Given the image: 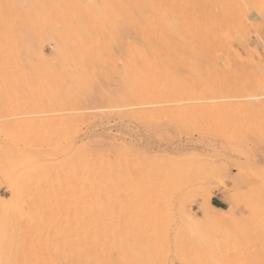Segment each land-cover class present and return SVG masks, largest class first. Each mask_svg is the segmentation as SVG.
Returning <instances> with one entry per match:
<instances>
[{
  "label": "rangeland",
  "instance_id": "obj_1",
  "mask_svg": "<svg viewBox=\"0 0 264 264\" xmlns=\"http://www.w3.org/2000/svg\"><path fill=\"white\" fill-rule=\"evenodd\" d=\"M132 1L123 25L120 0H0V264L69 263L60 245L84 227L87 150L175 176L172 213L157 218L171 232L182 204L215 245H264V0H178L194 37L163 40L149 0ZM121 73L138 82L125 107ZM123 187L104 198L106 230L132 213ZM214 195L231 223L203 222Z\"/></svg>",
  "mask_w": 264,
  "mask_h": 264
},
{
  "label": "bare ground",
  "instance_id": "obj_2",
  "mask_svg": "<svg viewBox=\"0 0 264 264\" xmlns=\"http://www.w3.org/2000/svg\"><path fill=\"white\" fill-rule=\"evenodd\" d=\"M120 1L122 5V24L133 23L135 18L132 12L136 9L134 1H132L131 6L129 0ZM180 3L181 1L178 0H149L148 7L153 13L151 21H149L152 39L163 40L165 36H173L179 39L194 37V30L191 33L192 29L189 31L186 27L185 13ZM206 14H210V12ZM123 29L125 33V26ZM119 83L118 99L125 107L124 104L127 99L132 97L131 88L135 87L138 82L133 75L129 76L126 73H121L119 75ZM141 112L149 113V108L143 109ZM35 140L36 138L33 139L34 145ZM37 154V150L32 151V155L29 157L30 162L33 160L37 161L35 159ZM83 156L85 158L80 155V159H84L82 160L84 161L85 169L87 215L84 227L74 230L71 235L73 238L70 245H60L63 254L69 258V263L67 264H173L171 263L173 259L171 257L170 259L168 258L171 250L178 264H260L261 260L264 259V245H215L213 239L204 233L205 231H203L204 229L200 222L195 220L189 210L185 209L182 204L179 210L182 213V218H180L181 222L185 224V228H176L171 232L167 225L158 221L157 218L161 215L167 216L172 213L167 187L175 179V176L164 174L160 175L162 177L155 178L152 175L151 168H142V166L139 170L141 173L138 175L135 173L134 163H131L133 159L131 158V161L128 162L129 160L126 161L127 157L123 163L124 171L121 172L114 169L116 166L113 167L106 160L105 155L98 150H87ZM79 161L78 164L76 163L77 165H79ZM118 166L116 168H119ZM76 173H79V171ZM32 177L34 176L32 175ZM122 186H124L125 195L130 196L132 206L129 208H131L132 213L127 218V225L118 223L115 227L106 230L104 226V198L106 195L112 201L114 200L113 197L119 198ZM35 191L31 192L34 194L29 201L31 208L29 209L27 206L28 211L22 212L23 217H31L33 219L30 210L37 208L36 199L38 200L37 195L39 194ZM1 204L2 201H0V206ZM208 206L218 214L220 213L221 216L217 214L216 217L213 214L210 215L208 211H203L202 220L204 223L220 225L232 222L234 213L232 209L218 208L211 203ZM262 249L263 253H258ZM111 251L116 253V257L114 256L113 260L109 256Z\"/></svg>",
  "mask_w": 264,
  "mask_h": 264
},
{
  "label": "crops",
  "instance_id": "obj_3",
  "mask_svg": "<svg viewBox=\"0 0 264 264\" xmlns=\"http://www.w3.org/2000/svg\"><path fill=\"white\" fill-rule=\"evenodd\" d=\"M211 203H212V205H214L215 207L222 208L223 201L220 199V197L214 195V196L211 198Z\"/></svg>",
  "mask_w": 264,
  "mask_h": 264
},
{
  "label": "trees",
  "instance_id": "obj_4",
  "mask_svg": "<svg viewBox=\"0 0 264 264\" xmlns=\"http://www.w3.org/2000/svg\"><path fill=\"white\" fill-rule=\"evenodd\" d=\"M223 207V206H222Z\"/></svg>",
  "mask_w": 264,
  "mask_h": 264
}]
</instances>
